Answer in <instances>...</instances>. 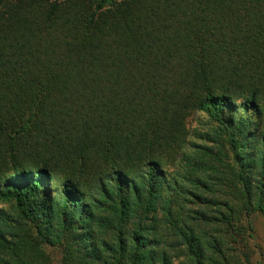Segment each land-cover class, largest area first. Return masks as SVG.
Here are the masks:
<instances>
[{
    "label": "trees",
    "instance_id": "16d2710c",
    "mask_svg": "<svg viewBox=\"0 0 264 264\" xmlns=\"http://www.w3.org/2000/svg\"><path fill=\"white\" fill-rule=\"evenodd\" d=\"M264 0H0V264H264Z\"/></svg>",
    "mask_w": 264,
    "mask_h": 264
},
{
    "label": "rangeland",
    "instance_id": "374dc122",
    "mask_svg": "<svg viewBox=\"0 0 264 264\" xmlns=\"http://www.w3.org/2000/svg\"><path fill=\"white\" fill-rule=\"evenodd\" d=\"M254 226V242L257 246L254 259L261 258L264 261V214L255 215Z\"/></svg>",
    "mask_w": 264,
    "mask_h": 264
}]
</instances>
